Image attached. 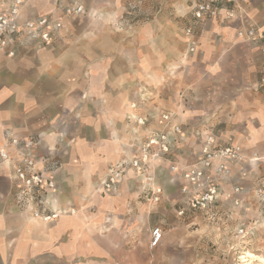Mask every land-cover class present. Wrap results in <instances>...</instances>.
Instances as JSON below:
<instances>
[{"label": "crops", "instance_id": "obj_1", "mask_svg": "<svg viewBox=\"0 0 264 264\" xmlns=\"http://www.w3.org/2000/svg\"><path fill=\"white\" fill-rule=\"evenodd\" d=\"M192 1L157 0L161 10L168 6L185 21L190 35L173 18L159 13L136 27L135 33L120 34L110 26L114 16L99 14L91 22L96 25L92 31H73L79 16L62 17L57 0L38 3L37 10L30 1L31 17L22 9L19 21L48 16L62 27L53 31L52 43L38 42L30 51L17 43L14 55L0 49V147L5 133L41 136L38 154L43 159L53 156L59 163L48 173L55 178L56 188L47 189L45 205L52 211L68 212L45 221L32 217L29 208L21 209L14 199L8 167L0 162V264H147V214L138 200L140 179L122 178L110 192L98 189L97 184L109 167L136 152L131 138L135 132L150 133L143 125L135 127L136 120H159L169 104H176L163 98L160 86L167 58L172 68L173 59L184 62L185 54L193 53L192 59L204 61L219 54L218 70L235 76L231 86L241 98L222 95L219 118L233 121V134L246 135L248 150L260 158L246 170L244 179L239 172L228 179L232 183L222 181L221 193L225 185L239 186L241 194L246 180L257 204L253 191L264 173V83H260L264 56L257 39L238 41L237 17L197 21ZM74 2L85 5L84 0ZM101 5L96 1L94 11ZM246 11V22L264 34V0H249ZM66 28L71 32H65ZM192 41L194 50L190 51ZM84 56L92 61L88 79L84 78ZM149 111L155 115H147ZM180 114L175 120L183 130L178 120L186 119V113ZM236 143L247 144L244 140ZM200 145L189 148L182 163L191 161Z\"/></svg>", "mask_w": 264, "mask_h": 264}, {"label": "rangeland", "instance_id": "obj_2", "mask_svg": "<svg viewBox=\"0 0 264 264\" xmlns=\"http://www.w3.org/2000/svg\"><path fill=\"white\" fill-rule=\"evenodd\" d=\"M14 1L3 0L2 2L6 6L4 9ZM20 1L18 20L22 9L25 10L26 17H31L30 1L34 2L35 10H37L39 4L49 0ZM57 1L62 17L71 20L75 16H79L73 22L72 27V30L76 32H89L95 29L96 25L91 23L95 14L114 16L110 26L120 34L128 33L130 30L133 32L136 27L154 19L158 13L173 18L179 26H182V29L185 26V21L175 17L170 7L166 6L161 10L157 0H84L85 5L75 3V0ZM96 1L102 5L94 11L93 6ZM77 7H81L79 13L74 11ZM67 9L70 11L67 12ZM38 18L34 17V19H25L24 21L21 19L19 22L24 26L26 22L35 21ZM187 28L184 29L185 34ZM64 30L67 33L71 32L68 28ZM53 39L54 37L48 43H52ZM238 41L244 42L239 39ZM38 42L48 44L41 39L30 38L24 28L17 35L10 49L14 52V48L19 44L24 51H30L36 44H39ZM191 56L193 57V53L185 54L184 62L180 59H173L176 62L172 68L169 67L171 62L167 58L163 63V69L161 68L160 86L163 98L168 102L173 99L176 103L175 105L169 104L170 108L163 113H169L174 123L181 112L186 113V119L178 120L182 124L183 130L180 127L181 132L175 135L173 146L169 151L159 158L150 159L148 163L146 174L152 173L155 183L162 189L160 201L151 205L140 193L138 195V200L145 205L147 214L146 262L147 264H264V261L252 259L247 254L250 252L264 258V219L259 217L258 206L252 192L247 189L249 184L246 180H243L244 189L241 194L233 193V188H225L224 185V190L221 193L223 196L212 211H192L188 206L186 194L181 192L183 181L179 180L177 175L170 170V165L173 162L182 163L185 161L183 159L189 148L200 144L209 135L214 136L222 145L240 146L247 157L256 152L248 150L246 135L233 134L235 126L233 121L225 122L219 118V113L224 108V105L219 104L223 98L222 95H227L232 100L235 96L238 99L241 98L234 93V87L231 86L234 84L235 76L233 74L227 76L218 70L219 54L211 55L206 61L202 58L192 59ZM91 64L92 61H89V57L84 56L85 79L89 78ZM234 102L232 105H235ZM243 102L246 104V100ZM135 106V104L131 105L133 108ZM172 106L175 107V111L171 109ZM154 113L149 111L147 115H155ZM130 116L129 114L127 118L129 119ZM134 125L137 128L139 126L136 122ZM143 126L150 133L162 128L159 120L154 119L145 120ZM182 131H184V135H181ZM150 133L143 134V132L137 131L131 136L135 149L137 143L145 141ZM237 140H244L247 143L244 144L246 146L236 143ZM134 154L139 155V152L136 151ZM255 162L256 160L249 159L231 164L232 176L238 175L237 173L240 172V177L244 179L247 175L246 170ZM159 167H163L165 172L161 173ZM128 170L126 175L124 173L123 178L137 177L134 169L128 168ZM232 182L228 180V183ZM140 185L142 187V184ZM141 187L139 188L141 189ZM236 197L240 199L238 202L235 201ZM155 225L161 228L162 239L157 246L151 247L149 234ZM239 227L244 229L243 235L239 234Z\"/></svg>", "mask_w": 264, "mask_h": 264}, {"label": "built area", "instance_id": "obj_3", "mask_svg": "<svg viewBox=\"0 0 264 264\" xmlns=\"http://www.w3.org/2000/svg\"><path fill=\"white\" fill-rule=\"evenodd\" d=\"M193 16L196 20L204 17H224L233 19L237 17L240 24L236 30V37L244 42L255 39L259 41L260 53L264 56V34L257 33L255 26L248 24L245 19L246 7L249 0H193ZM20 0H15L6 9L0 8V49H7L8 55L14 52L10 49L17 35L24 28L30 38H38L48 43L52 39L54 30L61 27V22L48 16H41L35 21L26 22L23 25L18 20ZM70 9H67L69 12ZM75 12L79 13L81 7ZM191 28L186 29V35L191 34ZM194 50V41L191 42L190 51ZM260 83H264V71L260 77ZM136 123L144 125L145 120L138 118ZM162 125L160 130L151 132L145 141L138 142L136 151L139 155H132L127 160L117 161L109 167L98 180V189L110 192L118 187L124 173L128 168L135 170L142 187L140 194L151 205L160 201L161 186L155 183L154 175L146 174L150 159L165 155L173 144L175 135L181 132L178 124L173 122L169 113H162L159 118ZM4 142L0 147V162L8 167V178L13 189L14 199L21 209L29 208L32 217L45 221L54 219L67 209L57 208L54 211L45 205L47 189L55 191L56 183L53 175H48L59 165L58 161L50 156L43 159L37 152L41 136H20L5 133ZM257 152L247 157L238 145H222L212 135L207 136L201 142L199 149L193 152V159L186 163L173 162L170 170L183 181L181 192L186 194L188 206L192 211H212L219 203L221 195V182L232 177L230 165L246 160H258ZM240 192L239 186L233 187V193ZM254 195L258 205L259 217L264 219V173L257 179L254 187ZM239 197L235 198L238 202ZM239 234H244V229L239 227ZM162 239V230L155 225L149 234V245L157 246Z\"/></svg>", "mask_w": 264, "mask_h": 264}, {"label": "bare ground", "instance_id": "obj_4", "mask_svg": "<svg viewBox=\"0 0 264 264\" xmlns=\"http://www.w3.org/2000/svg\"><path fill=\"white\" fill-rule=\"evenodd\" d=\"M128 179V178H127ZM248 254V256L250 257V258H252V259H258V260H262V261H264V258H262V257H260V256H257V255H255V254H252V253H247Z\"/></svg>", "mask_w": 264, "mask_h": 264}]
</instances>
